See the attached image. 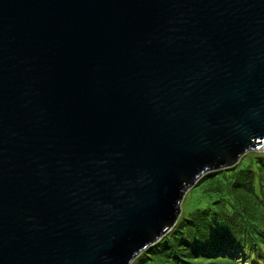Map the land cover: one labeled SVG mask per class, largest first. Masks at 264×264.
Listing matches in <instances>:
<instances>
[{
  "label": "water",
  "instance_id": "water-1",
  "mask_svg": "<svg viewBox=\"0 0 264 264\" xmlns=\"http://www.w3.org/2000/svg\"><path fill=\"white\" fill-rule=\"evenodd\" d=\"M263 150L264 0H0V264H130Z\"/></svg>",
  "mask_w": 264,
  "mask_h": 264
},
{
  "label": "trees",
  "instance_id": "trees-1",
  "mask_svg": "<svg viewBox=\"0 0 264 264\" xmlns=\"http://www.w3.org/2000/svg\"><path fill=\"white\" fill-rule=\"evenodd\" d=\"M209 195L130 264H264V150L206 171L191 187Z\"/></svg>",
  "mask_w": 264,
  "mask_h": 264
},
{
  "label": "rangeland",
  "instance_id": "rangeland-1",
  "mask_svg": "<svg viewBox=\"0 0 264 264\" xmlns=\"http://www.w3.org/2000/svg\"><path fill=\"white\" fill-rule=\"evenodd\" d=\"M195 189V187L189 188L183 194L182 200L180 202V208L185 210L195 201H199L201 204H204L208 200L209 195L206 196L204 193H201Z\"/></svg>",
  "mask_w": 264,
  "mask_h": 264
}]
</instances>
